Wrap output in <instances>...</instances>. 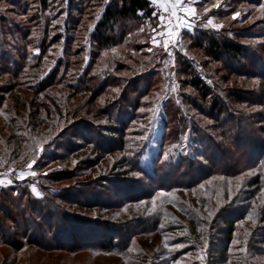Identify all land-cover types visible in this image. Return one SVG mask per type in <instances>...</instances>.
<instances>
[{
    "label": "rangeland",
    "instance_id": "obj_1",
    "mask_svg": "<svg viewBox=\"0 0 264 264\" xmlns=\"http://www.w3.org/2000/svg\"><path fill=\"white\" fill-rule=\"evenodd\" d=\"M107 1L0 0V174H4L0 175V200L6 205L11 201L13 216L23 215V221L28 215L25 193L44 204L46 199L60 204L56 198L59 193L67 195V187L87 179L80 174H98L99 168L104 177L126 174L123 171L128 173L127 168L122 171L118 166L125 158H139L151 166L152 158L147 155L159 151L157 141L166 126L172 128L175 142L163 151L172 155L189 153L187 145L194 144L195 139L204 148L226 142L217 122L230 134L242 127L264 138L258 130L264 128V0H190L176 6L180 19L171 12L175 0H149L151 17L121 21L115 29L114 44L103 47L94 44L92 38ZM73 5L76 9L72 12ZM236 13L239 15L233 19ZM157 14L166 17L163 24L167 27H160ZM209 19L212 24L207 23ZM205 34L235 39L260 61L244 66L245 72L230 68L224 60L206 54L201 40ZM165 41L170 46L168 52L162 46ZM190 76L200 79L211 94L225 101L227 108L218 120L209 112L208 104L198 99ZM234 95L240 100H232ZM108 124L125 130L123 151H114L120 147L115 140L106 143L109 137L105 133L110 134L112 127ZM87 158L98 161V168L90 166ZM242 167L232 177L215 175L194 187L193 181L175 177L187 183L186 187L157 191L153 199L135 205V210L131 206L108 210L117 212L119 220L132 218L137 232L143 227L133 223L143 218H135L156 210L172 213L184 223L185 212L212 225L217 221L216 229L207 230L208 252L205 244L204 248L182 242L169 246L167 240H178L182 233L168 228L171 223L166 222L159 226L160 235L132 238L134 249L125 253V259L111 251L67 253L28 244L15 251L0 239V264H169V250L178 251L176 254L184 259L181 264H213L215 256L211 255L220 243L218 235H226L223 217L235 219L245 206L253 209L264 204L263 190L252 193L251 203L246 200L257 189L251 186L254 178L264 176V165ZM21 170L22 179L17 176ZM62 170L78 174L59 181L56 175ZM144 205L151 212L142 211ZM10 222L4 220L12 234L17 229ZM242 226L243 222L235 226V238L242 236L238 230ZM256 227L264 231L261 224ZM21 230L25 232L24 225ZM240 241H233L229 252L237 253ZM258 262H264V257H254L253 264Z\"/></svg>",
    "mask_w": 264,
    "mask_h": 264
},
{
    "label": "trees",
    "instance_id": "obj_2",
    "mask_svg": "<svg viewBox=\"0 0 264 264\" xmlns=\"http://www.w3.org/2000/svg\"><path fill=\"white\" fill-rule=\"evenodd\" d=\"M76 3L81 4V2ZM74 9H76L75 5L70 11ZM152 11L153 8L149 0H110L105 2L93 30L94 44L103 47L113 45L115 29L121 21L149 19ZM201 40L208 56L215 57L219 61L224 60L226 64L230 65V68L233 67L235 70L245 72L244 66H251L260 61L256 54L235 39L205 34ZM189 80L195 91L198 92V99L208 104L209 112L216 114L217 120L222 117L225 108H227L225 101L211 94L206 85L195 76H190ZM231 98L232 100H240L241 97L234 95ZM191 102L194 101L191 100ZM195 108H198V105H195ZM216 124L220 125L218 127L221 129L220 136L226 142L223 144L214 142L213 147L204 148L205 145L195 139L194 144L188 143L187 145L191 148L190 150L187 149L189 153L178 152L176 155H172V152L165 153L163 151L172 141L175 142V139L172 140V135H174L172 128L164 127L162 138L157 141L159 151H150L147 155L152 158L151 166L146 165L139 158H134L133 161L130 158H125L119 163L118 166L122 171L127 168L128 173L138 174L139 177H128L129 175L125 171L123 173L126 174L116 173L115 177H104L101 174L102 168H99L98 174H95L96 171L87 175L80 174V177L84 176L87 179L77 182L76 187H67L65 190L67 195L59 193L56 198L60 200V204H55L52 199L51 201L46 199L48 203L44 204V201H38L30 193H25V209L28 210V215L24 221L23 215L13 216L14 208L12 206L14 205L11 201H9V205H6L0 200V239L9 244L15 251L21 249L24 244H28L42 250L58 249L67 253L86 250L111 251L117 255H124L122 258L125 259V253L129 249H134L132 238L143 234L160 235L162 233L159 226L171 223L168 228L173 227L172 230H179L182 236H179L178 240H167L169 246L182 242L186 246L193 245L204 248L202 245L205 244L204 249L208 252L211 245H209L210 234L207 230L208 228L216 229L215 223L217 221L212 225L194 213L185 212L186 223H184L181 218L172 213L167 214L156 210L153 214L135 218H143L137 223H133V225L143 227L137 232L132 227L131 221H134L132 218L119 220L117 219V212H108V210H127L128 206L135 210L137 208L135 205L138 206L141 202L153 199L157 191L171 192L186 187L187 183L176 179L177 177L193 181L192 187H194L200 181L215 175L232 177L234 176L233 172H240L242 166H247L249 169L255 165H264V138L260 135L251 134L248 129L242 127H239L238 131L235 129L230 134L220 122ZM108 126L112 127L109 129L111 130L110 134L105 133L106 137H109L106 143L115 140V143L119 144L120 147L114 151H123L124 141L121 137L125 130L116 127V125L108 124ZM258 130L264 134V128L260 127ZM249 134H251L250 139ZM85 161L90 166L94 165V168L99 166L96 165L98 164L96 160L87 158ZM250 161H254L253 165L250 164ZM236 163H239L240 167H235ZM84 166L83 168H85ZM75 174L78 173L72 170H62L56 175V178L59 181L70 180L76 177ZM140 178L143 179L139 180ZM97 180L101 181L95 185ZM251 186L257 189H253L250 195H247L246 200L249 203L252 202L251 196L256 190H263L264 192V176L255 177ZM2 193L5 194L4 191ZM71 208L72 210H70ZM141 208H143L142 211L151 212L148 205ZM16 209L19 210L20 208L17 207ZM251 210L253 211L251 212ZM128 211L131 212V210ZM262 212H264V204L261 207H253V209L251 206H245V209L242 208L241 213L235 219L223 217L221 223L226 228L224 231L226 235H218L217 241L220 243L216 245V253L211 255L215 256L213 264H253L254 257H264V231H259L256 227L257 224L264 227V213L262 214ZM104 214L107 217H104ZM257 215L260 216L259 219L256 218ZM8 219H10L13 229H17L12 234L8 233V226L4 223V220ZM240 222H243V226L238 230L242 236L235 238L233 235L235 226ZM22 225L25 226L24 233L21 230ZM246 225H250V228ZM114 239H119L120 242L115 243ZM235 240L241 241L237 245L239 251L234 254L229 252V247ZM177 252L168 251L169 264H181L184 261L182 257L176 254ZM179 254L184 255L183 252ZM256 264H264V262Z\"/></svg>",
    "mask_w": 264,
    "mask_h": 264
},
{
    "label": "snow or ice",
    "instance_id": "obj_3",
    "mask_svg": "<svg viewBox=\"0 0 264 264\" xmlns=\"http://www.w3.org/2000/svg\"><path fill=\"white\" fill-rule=\"evenodd\" d=\"M153 2H155V0H153ZM183 2H190V0H175V2L171 5V12H172V15L176 16V13H177V7H176V6H177V5H182ZM4 7L6 8L7 5L5 4ZM0 10H3V9L0 8ZM179 10L182 11L183 8L181 7ZM190 10H191V9H190ZM167 11H168V9H166V12H167ZM238 15H239V13L234 14L233 19H235ZM157 17L161 20V25H160V27H161V28H165V27H167L166 25L163 24V19H165L166 17H159V14H157ZM176 18H177V19H180L179 16H176ZM207 23H208V24H212V20L209 19V20L207 21ZM174 27H175V26H174ZM141 31H143V29H141ZM162 46L164 47V49H165L166 52L169 51V47H170V46L167 44L166 41L162 43ZM34 162H35V161L33 160V163H34ZM27 166H28L29 169H31V168H32V163H29ZM0 175H4V174H0ZM32 175L35 176L36 173H35V172H32ZM46 175H47V174H46ZM17 176H18V178H21V179L24 178V172H23V170L19 171L18 174H17ZM9 183H11V180H9ZM249 218H251V217H249ZM161 227H163V225H161ZM175 247H177V248H182V247H184V245H176Z\"/></svg>",
    "mask_w": 264,
    "mask_h": 264
}]
</instances>
